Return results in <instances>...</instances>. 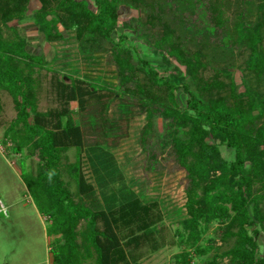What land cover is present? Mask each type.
Returning a JSON list of instances; mask_svg holds the SVG:
<instances>
[{
	"label": "trees",
	"instance_id": "16d2710c",
	"mask_svg": "<svg viewBox=\"0 0 264 264\" xmlns=\"http://www.w3.org/2000/svg\"><path fill=\"white\" fill-rule=\"evenodd\" d=\"M29 1L0 0V90L11 95L17 112L4 138L13 146L14 154L25 151L27 158L39 160L35 168H30L50 212L47 233L53 238L52 264H139L141 256H136L135 251L144 245L155 250L157 225L162 221L158 206L141 204L137 194L123 184L122 175H117V163L105 149H109L107 140L116 141L122 135L121 123L128 125L142 115L145 125L140 146L149 164L158 163L152 135L154 121L161 119L164 134L156 143L161 149L168 147L169 158L185 173L187 218L181 223L185 236L181 253L174 257L176 264H194V256L208 252L209 247L200 243L215 222L224 226L217 238L232 245L206 264L224 260L226 264H264V256L258 257L256 241L260 233L264 234L263 95L250 90L237 93L231 78L228 83L220 81L221 73L227 75L224 69L207 81L200 79L198 72L206 66L204 56L199 51L186 52L164 21L165 11L158 0H151L148 21L153 27L159 26L161 33L143 29L141 34L185 67L196 82L199 98L191 92L178 67L161 74L147 61L134 58L124 43L125 37L112 38L120 0H93L96 12L84 1L37 0L34 24L46 42L61 39L59 27L72 30L79 52L105 53V63L114 68L116 77V89L112 90L81 79L67 83L53 72L49 83L58 108L39 112L33 69L34 64L45 61L26 51L27 41L17 30L13 29V40L2 37L3 26L25 18ZM127 1L139 7L147 6L149 0ZM253 1L241 0L243 8L232 28L231 46L239 49L246 45L250 49L246 69L261 79L264 0ZM245 5L255 10L254 23L245 21ZM194 10L190 17L195 16L196 23H191L192 28L212 36L216 45L222 44L220 33L226 29L222 12L210 0H200ZM179 91L187 96L185 106L178 102ZM113 101H117L118 114L109 118ZM72 103L80 111L77 122L70 113ZM88 132L101 141L86 142ZM216 142L234 151L233 161L222 158ZM70 148L77 151L72 169L82 197L80 203L73 201L60 178L62 157ZM85 160L96 187L88 183L82 172ZM114 181H120L121 187L106 195ZM81 222H85V228L79 231Z\"/></svg>",
	"mask_w": 264,
	"mask_h": 264
},
{
	"label": "rangeland",
	"instance_id": "374dc122",
	"mask_svg": "<svg viewBox=\"0 0 264 264\" xmlns=\"http://www.w3.org/2000/svg\"><path fill=\"white\" fill-rule=\"evenodd\" d=\"M79 1L86 2L91 11H97L93 0ZM210 1L218 11L222 12L226 20V29L220 33L222 36L220 45L215 44L212 36L206 35L201 29L195 30L191 26V23H196V17L190 16L200 0H158L165 11L164 21L169 23L178 42L183 43L186 52L199 51L204 56L202 61L206 66L198 72L200 79L207 81L219 74L220 69H224L227 75L221 73L220 81L228 83L231 78L237 93L244 94L250 90L252 94L260 93L264 97V78L260 79L246 69L250 49L246 45L239 49L231 46L232 28L237 21L238 13L243 8L241 0ZM146 4L147 6L136 7L127 0H120L117 29L112 38L117 40L119 36L125 37L124 43L129 47L134 58L147 61L161 74L171 72L174 67H178L191 92L199 98L196 82L186 73L185 67L156 49L149 42L147 35L141 34L143 29L152 33H161L159 26L153 27L148 21L150 13L148 8L152 1L149 0ZM38 8V1L30 0L26 16L22 21H11L7 26L2 27L4 40H13V29L17 30L28 42L26 51L33 56L42 57L45 61L42 64H34L33 69L38 111L46 112L58 108L49 83L53 72H57L59 78L67 83L74 79H81L102 89L115 90V72L113 67L106 65V54L82 55L79 52L74 31L64 30L62 27H59L62 35L59 41L46 42L34 24L33 14ZM245 8L248 9L245 21L254 23L255 10H251L248 5H245ZM260 49L264 51V32ZM186 98L182 91L177 93L180 106H185ZM16 113L11 95L0 90V204L4 206L6 212V215L0 213V264H49L53 242V238L47 233L50 228V212L44 203L41 190L35 185L34 172L30 168H35L39 160L37 157L27 158L25 151L20 155L14 154L11 151L13 146L4 138V132L10 122L15 119ZM70 113L77 122L80 111L75 103L70 105ZM117 114V101H113L108 116L113 118ZM261 123L264 124V117ZM121 125L123 127L119 129V134L122 133V135H119L120 138L116 141L107 140L109 149H105L114 157L118 168L117 175H122L123 184L137 194L142 205L156 203L162 217V221L157 225L158 233L155 235L153 246L155 250L149 245H144L134 254L141 256L139 264H176L174 257L181 253L185 236L181 223L187 218L184 193L185 173L178 169L169 158L168 147L161 149L156 143L164 134V123L161 119L154 121L152 135V142L155 143L154 152L158 161L155 165L149 164L140 146L145 117L137 116L129 121L128 125L124 123ZM85 140L86 142L101 141L96 138V134L90 132L86 134ZM208 141L211 142V139ZM216 145L225 161L234 160L232 149L219 142H216ZM76 153V149L70 148L63 154L60 178L66 184L73 201L80 203L82 197L78 193L72 169L76 161ZM23 162L29 168H25ZM82 172L88 183L96 187L94 176L86 160L83 163ZM121 185L120 181L112 182L105 194L109 195ZM97 192H99L98 189ZM84 228L85 222H81L78 230L82 231ZM223 230L224 226L218 222L210 225L200 243L209 247V250L201 256H194V264H206L214 255L227 250L232 245V242L223 243L217 238L218 231L223 232ZM256 241L257 254L261 258L264 256V234L260 233ZM218 264H226V261H220Z\"/></svg>",
	"mask_w": 264,
	"mask_h": 264
},
{
	"label": "built area",
	"instance_id": "2783aa9c",
	"mask_svg": "<svg viewBox=\"0 0 264 264\" xmlns=\"http://www.w3.org/2000/svg\"><path fill=\"white\" fill-rule=\"evenodd\" d=\"M0 213L6 215V212H5L4 206H3L2 204H0Z\"/></svg>",
	"mask_w": 264,
	"mask_h": 264
},
{
	"label": "crops",
	"instance_id": "0c3cea01",
	"mask_svg": "<svg viewBox=\"0 0 264 264\" xmlns=\"http://www.w3.org/2000/svg\"><path fill=\"white\" fill-rule=\"evenodd\" d=\"M28 43V42H27ZM49 264H52V256L50 254V261H49Z\"/></svg>",
	"mask_w": 264,
	"mask_h": 264
}]
</instances>
